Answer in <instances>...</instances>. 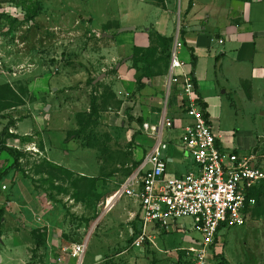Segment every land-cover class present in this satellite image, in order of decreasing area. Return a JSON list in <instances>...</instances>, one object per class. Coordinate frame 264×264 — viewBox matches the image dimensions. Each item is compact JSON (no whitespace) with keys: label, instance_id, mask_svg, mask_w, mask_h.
Returning <instances> with one entry per match:
<instances>
[{"label":"rangeland","instance_id":"374dc122","mask_svg":"<svg viewBox=\"0 0 264 264\" xmlns=\"http://www.w3.org/2000/svg\"><path fill=\"white\" fill-rule=\"evenodd\" d=\"M116 8V0H0V136L12 121L3 140L20 154L18 167L0 154V264H74L62 249L84 241L83 264H176V250L200 238L193 220L180 218L176 230L154 232L155 246L132 247L133 201L122 196L105 211L155 144L131 117L143 96L135 83L132 90L121 83L118 70L133 69V57L149 53L152 44L157 65L147 71L151 61L140 64L149 75L143 82L162 85L169 65L151 31L141 32L130 61L117 57L111 44ZM154 93L139 102L141 110L160 112L161 104L152 106ZM93 97L98 118L78 134V115L89 113ZM180 135L175 126L163 140L178 144ZM47 151L67 168L48 161ZM183 165L181 173L194 166L187 155ZM248 223L254 224L249 230L245 223L220 231L213 252L225 264H264V190Z\"/></svg>","mask_w":264,"mask_h":264},{"label":"crops","instance_id":"0c3cea01","mask_svg":"<svg viewBox=\"0 0 264 264\" xmlns=\"http://www.w3.org/2000/svg\"><path fill=\"white\" fill-rule=\"evenodd\" d=\"M116 5L113 19L116 34L111 44L117 57L130 61V52L142 40L141 32L151 31L154 36L170 39V50L177 37L183 44L179 59L189 69L191 56L195 59L193 79L196 94L205 108L218 145L224 152L252 157V165L264 169V0H116ZM125 28L132 30L121 31ZM118 73L123 81L121 83L132 90L135 69L128 70L123 64ZM162 79L160 86L155 85L160 81L144 83L142 80L144 87L138 91L143 96H138L141 104L146 95L154 96V92L158 91L152 99L155 100L152 106L155 108L161 104L160 112L154 113L149 108L142 111L137 102L135 107L132 104L131 117L137 123L141 120L140 130L143 124L154 126L160 121L166 103V117L173 120L174 127H179L182 132L191 119L181 105L179 87L173 85L168 92L167 71ZM53 80L46 81L43 88H48L51 82L63 81L60 77ZM58 90L54 88L53 93ZM64 93L71 94L69 90ZM251 118L257 122L246 125V120ZM259 122L262 125H258ZM168 143L169 150L165 155L167 173L180 177L195 171L194 166L187 165L184 172H179L178 165L184 166L186 154L179 143ZM47 160L67 168L59 165L61 159L49 152ZM262 191L257 190L261 195ZM133 203L135 211L130 214L136 222L138 204ZM115 204L113 202L110 208H116ZM249 215L246 220L248 230L254 225L248 223Z\"/></svg>","mask_w":264,"mask_h":264},{"label":"built area","instance_id":"2783aa9c","mask_svg":"<svg viewBox=\"0 0 264 264\" xmlns=\"http://www.w3.org/2000/svg\"><path fill=\"white\" fill-rule=\"evenodd\" d=\"M183 44L176 37L170 50L167 90L179 87L181 105L191 121L182 129L179 147L192 159L195 171L180 177L167 173L163 152L169 150L163 133L174 128L166 117V103L160 121L152 126L143 124L142 133L155 140L141 165L109 200L122 196L138 204L136 229L130 231L132 247L155 246V231L169 233L177 229L176 221L191 218L199 240L176 250V264H218L213 252L221 230L243 227L249 212L256 205V191L264 183V169L252 165V157H239L224 152L216 135L199 107L196 85L188 65L179 59ZM108 200L105 211H109ZM185 229V226L182 227ZM181 230V228H180ZM87 242L63 248L74 264H83ZM61 262V260H59Z\"/></svg>","mask_w":264,"mask_h":264},{"label":"trees","instance_id":"16d2710c","mask_svg":"<svg viewBox=\"0 0 264 264\" xmlns=\"http://www.w3.org/2000/svg\"><path fill=\"white\" fill-rule=\"evenodd\" d=\"M155 40L158 42V46L162 47V51L165 54H168V56L170 57V39H165V38H161L160 36L155 34ZM157 51V47H155V45H151L148 48L149 53H145V54H139L136 55L135 57H133V68L135 69L136 73H141V75L136 79L135 84H136V89L137 91H140L143 87H144V83L142 82L143 78H148L149 75H147V73L145 74V72H143V69L140 68V64H146L147 61H151L150 64L147 65V67L144 70H150L152 67H155L157 65V60L152 59L155 55ZM190 73L193 76V68L195 66V59L193 57V55L191 56V63H190ZM143 72V73H142ZM194 81V79H193ZM195 83V81H194ZM199 107L200 109L205 112V108L204 106L201 104V102L199 101ZM99 115V110H98V104H97V99L95 97H93L91 99V106H90V110L89 113H83V114H79L78 117L81 119L80 121L83 122V126L81 127V129L78 131V134L85 132V128L88 126L89 122H91L92 120H97ZM204 116L207 117V115L204 113ZM82 118L84 120H82ZM4 119V117H0V120ZM86 123V125L84 124ZM139 123L141 124V120L139 121ZM13 126V122L9 121V123L2 129L1 132V136H0V154L1 153H5L7 154L10 158H12L13 160V165L12 167H18L19 166V157L20 154L18 152H16L14 149H11L9 147H7L4 143V137L6 135H8V130L10 127ZM142 161V160H141ZM142 162H140L137 166V168L141 165ZM3 175H0V179L2 178ZM259 189L264 190V183H262L259 187ZM258 189V190H259ZM261 197V193L256 191L255 194V199L258 200ZM257 206V205H256ZM216 260L219 261L218 264H225V262L219 257L216 256L215 257Z\"/></svg>","mask_w":264,"mask_h":264},{"label":"bare ground","instance_id":"6f19581e","mask_svg":"<svg viewBox=\"0 0 264 264\" xmlns=\"http://www.w3.org/2000/svg\"><path fill=\"white\" fill-rule=\"evenodd\" d=\"M112 204V201L111 200H108V207H110Z\"/></svg>","mask_w":264,"mask_h":264},{"label":"water","instance_id":"95a60500","mask_svg":"<svg viewBox=\"0 0 264 264\" xmlns=\"http://www.w3.org/2000/svg\"><path fill=\"white\" fill-rule=\"evenodd\" d=\"M129 30H132L130 28H125V29H122L121 31H129Z\"/></svg>","mask_w":264,"mask_h":264}]
</instances>
